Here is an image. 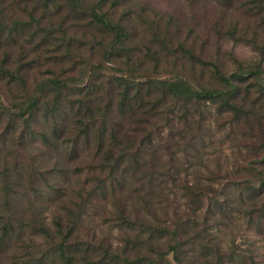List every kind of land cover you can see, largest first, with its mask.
I'll list each match as a JSON object with an SVG mask.
<instances>
[{"label":"trees","instance_id":"1","mask_svg":"<svg viewBox=\"0 0 264 264\" xmlns=\"http://www.w3.org/2000/svg\"><path fill=\"white\" fill-rule=\"evenodd\" d=\"M66 1L70 6L68 14L73 13L80 19L87 15L104 32L111 34L110 45L105 50L106 61L111 63V58L123 61L121 52L127 49L125 44L130 33L127 25L112 21L102 10L105 0L90 7H85L83 0ZM255 3L264 6V0L250 1V4ZM8 7L0 5V50L6 48L3 44L20 27L25 26L16 18L6 20ZM46 7L48 4H44V9ZM59 14L53 15L59 16L56 22H45L48 27L41 17L29 14L30 22L26 25L31 38H39V44H55L56 34L67 33L66 17ZM253 29H264V19ZM248 32L234 25L228 36L235 44L246 42L258 46L256 35L252 39L245 37ZM180 47L200 63L202 71L211 72L205 85H196L185 76L154 79L131 66H119L120 74L106 77L103 71L107 68L103 63L85 61L79 78L72 81L52 79L31 90L23 75L26 65L19 63L14 70L8 69L10 55L0 51L4 56L0 62V79L8 80L9 84L19 82L21 88V96L13 101L9 99L10 105L5 104V95L0 96V113L9 117V128L18 146L24 148L43 141L51 151L53 167L50 172L58 175L55 178L58 185H54L48 180L49 172L31 171L22 176L17 162L0 171V248L21 239L25 228H32V234L43 239L40 244L38 238L32 236L31 244L25 247L28 249L26 257L18 259L19 264H44L47 259L57 258L60 264H164L171 255L177 264H188L192 262L188 245L197 246L195 252L200 253L199 259L211 261L210 264L212 260L223 264L236 256L235 250L229 257L222 253L221 246L213 243L215 238L210 229L230 221L229 209L238 210L237 206L233 208L237 200L256 208L257 199L264 195V169L259 172L257 184L249 179L242 187L234 184L233 189L239 192L235 197L212 196L214 189L204 185L199 177L191 184L188 182V169H184L179 155H188L191 149L196 155L204 154L206 143L200 138L207 128L204 122L209 105L216 106L215 123L230 115L229 124L239 120V130L248 128L245 137L258 138L257 148L264 150V53L252 65L236 60L238 68L225 74L216 64L204 62L190 49ZM131 52L125 51L124 64L133 63ZM135 62L142 60L135 58ZM168 128H171L169 137L165 138ZM207 129L209 134L213 133L211 128ZM232 129L231 133L235 134L234 125ZM6 145L4 141L0 146L6 148ZM262 162L264 155L252 165ZM240 168L239 172L243 173L252 169ZM253 170L256 169L253 167ZM83 176V182H75L78 189L73 191L75 178ZM19 187H26L22 201L17 197ZM44 188L52 191L57 201L66 203L52 224L43 215L48 206L38 205L41 197L47 194ZM117 194L124 199H116ZM179 194L189 219L185 222L176 215L177 219L170 226L168 220L159 219L158 212L163 204L171 210V196L179 197ZM94 195H111L117 200V215L112 221L124 232V237L116 248L110 242L79 238V225ZM17 201L25 207L22 218L13 209ZM205 204L208 209L200 225L191 216H196ZM215 211L219 217H215ZM256 213L264 217V204L249 211L248 215L252 219ZM187 223L188 226L192 224L189 229ZM163 238H173L175 243H168L165 249L159 243ZM224 257L228 259L223 261Z\"/></svg>","mask_w":264,"mask_h":264},{"label":"rangeland","instance_id":"2","mask_svg":"<svg viewBox=\"0 0 264 264\" xmlns=\"http://www.w3.org/2000/svg\"><path fill=\"white\" fill-rule=\"evenodd\" d=\"M250 1L233 0L229 3L227 0H105L101 5L102 10L109 14L112 21L127 25L130 39L125 46L132 51L130 56L133 59V63L124 64L127 59L125 56L127 49H125L121 52L123 61L111 58V63H113L111 64L105 58V50L110 45L111 34L104 32V29L93 23V20L87 15L80 19L76 18L73 13L68 14L70 6L66 0H0L1 7L9 5V11L5 10L6 20L10 21L12 18H16L25 24L3 44L6 48H1L0 51L10 55V60L6 65L8 69L14 70L19 63L26 65L23 75L31 90H35L39 84H45L52 79L72 81L74 78H79L81 67L86 66L85 61L103 63L107 68L103 71V75L106 77L108 74H120L119 66H123V68L131 66L133 69H140L144 74L154 79L185 76L196 85H205L210 79L208 76L211 75V72L202 71L200 63L190 58L181 50L180 46L190 49L197 58L204 62L216 64L225 74L232 73L238 68L236 60L244 65H252L257 62L264 53V29L254 30L253 28L264 19V6L261 4L259 6L262 7L256 6L257 3L250 4ZM100 2L101 0H83L85 7L98 6ZM44 4H48L46 9H44ZM57 12L63 18L66 17L67 33L65 35L56 34L55 44L46 45L48 42L39 44V38L32 39L31 32L27 30L26 25L30 22L29 14L41 17L42 23L48 27L45 22H56L59 16L53 17V15ZM234 25H237L240 31L244 29L245 32H248L250 30L244 34L248 39H252L256 35L255 43L259 47L246 42L235 44L228 36ZM3 57L1 53L0 62ZM135 58H140L142 62H135ZM14 82L9 84L8 80L0 79V96L5 95L6 105H10L11 100L21 96L19 82L15 84ZM10 89L12 92L9 91ZM208 107L209 113L204 125L211 128L213 133L209 134L207 128L201 132L204 135L200 140L206 143L204 154L196 155L191 149L188 155L184 153L179 155L180 161L184 163V169H188L186 171L187 180L190 184L195 182L196 177H199L204 185L214 189V192L211 193L212 196L227 195V198H233L239 193L238 190L233 189L234 184L242 187L246 179L252 181L253 184L260 181L259 172L264 169V162L254 165L252 163L256 159L263 158L264 150L257 148L260 142L258 138L254 140L251 139L253 137H245L249 131L248 128L242 126L243 129L239 130L237 127L239 126L237 123L240 124L239 120L233 121L231 125L229 123L232 120L229 115L217 124L213 121L217 115L216 106L209 105ZM9 120L7 115L0 113V141H7L6 148L0 146V171L5 167H13L17 162L22 176L29 175L31 171L34 173L49 172L47 177L50 184L58 185L55 179L58 177L57 173L50 172L53 167L51 151L47 149L43 141L33 142L34 144L24 148L18 146L11 134ZM223 123L224 126H222ZM233 125L235 134L231 133ZM170 129L165 130V138L169 137ZM257 132L256 130L255 133ZM255 146L256 149H254ZM54 161H56L55 158ZM240 167H248V169L252 167V169L248 171L249 173H243L239 172L242 170ZM253 167L256 170H253ZM181 177L184 178L185 175L182 174ZM83 179L84 176L75 178L72 185L73 191L78 189V184L83 182ZM230 186L232 191H230ZM25 189L26 187H19L17 197L21 201L24 198L22 193L25 192ZM44 190L47 194L41 197L38 205L45 206V208L48 206L43 215L52 224L66 203L57 201L52 191L45 188ZM180 196L181 194L179 197L171 196V210L170 207L167 208L163 204L162 209L158 212L159 219L168 220L170 226L177 219L176 215H179L185 222L189 219L187 207ZM116 199L124 198L117 194ZM116 199L113 200L111 195L92 196L91 207L79 225L78 235L81 240H95L97 243L100 241L110 242L114 248L122 243L124 232L118 229L114 222L117 215ZM220 199L223 198L220 197ZM256 202L255 207L261 208L264 204V195ZM23 203L25 204V202ZM237 203L233 204V208L238 207L237 211L229 209L232 218L227 224L213 226L210 229L215 238L213 243L219 244L222 253L228 257L233 250L236 252L233 260L223 264H264V217L256 213L251 219L248 212L255 211L256 208L250 206L248 202L244 204L237 200ZM13 209L22 218L25 207L21 206L19 201L15 203ZM207 209L208 205L205 204L196 216H191V218L198 220L201 225ZM219 216L218 211H215V217ZM27 217L29 216L27 215ZM259 219L261 221H258ZM188 224L187 228L189 229L192 224L189 226ZM33 231L32 228H25L21 239L1 247L0 264H19L18 259L26 257L25 253L28 249L25 250V247L27 248L31 244L32 236H36L32 234ZM36 237L38 242L43 244L41 236ZM159 243L166 249L168 243L173 245L175 241L173 238H163ZM197 248L194 245L187 246V252H190L191 255L189 261H192L188 264H210L211 261L208 263L204 259H199L201 255L199 252H195ZM226 259L228 258L224 257L223 261ZM57 260L47 259L44 264H60ZM164 264H177V262L171 255ZM212 264L219 263L212 260Z\"/></svg>","mask_w":264,"mask_h":264}]
</instances>
